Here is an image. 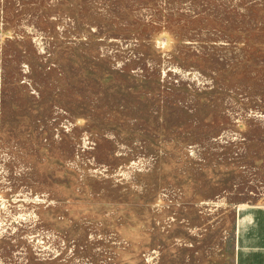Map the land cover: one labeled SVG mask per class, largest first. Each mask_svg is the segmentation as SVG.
<instances>
[{
    "label": "rangeland",
    "instance_id": "obj_1",
    "mask_svg": "<svg viewBox=\"0 0 264 264\" xmlns=\"http://www.w3.org/2000/svg\"><path fill=\"white\" fill-rule=\"evenodd\" d=\"M264 203V0H0V264H233Z\"/></svg>",
    "mask_w": 264,
    "mask_h": 264
},
{
    "label": "crops",
    "instance_id": "obj_2",
    "mask_svg": "<svg viewBox=\"0 0 264 264\" xmlns=\"http://www.w3.org/2000/svg\"><path fill=\"white\" fill-rule=\"evenodd\" d=\"M233 264H264V203L236 208Z\"/></svg>",
    "mask_w": 264,
    "mask_h": 264
}]
</instances>
